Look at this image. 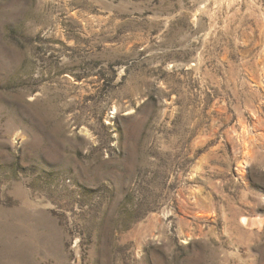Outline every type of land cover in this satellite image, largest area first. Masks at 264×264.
Returning a JSON list of instances; mask_svg holds the SVG:
<instances>
[{
  "label": "rangeland",
  "instance_id": "rangeland-1",
  "mask_svg": "<svg viewBox=\"0 0 264 264\" xmlns=\"http://www.w3.org/2000/svg\"><path fill=\"white\" fill-rule=\"evenodd\" d=\"M0 264H264V0H0Z\"/></svg>",
  "mask_w": 264,
  "mask_h": 264
},
{
  "label": "bare ground",
  "instance_id": "bare-ground-1",
  "mask_svg": "<svg viewBox=\"0 0 264 264\" xmlns=\"http://www.w3.org/2000/svg\"><path fill=\"white\" fill-rule=\"evenodd\" d=\"M243 220V219H242ZM247 220V219H246ZM244 221V220H243ZM245 223V222H244ZM248 223V222H247Z\"/></svg>",
  "mask_w": 264,
  "mask_h": 264
}]
</instances>
